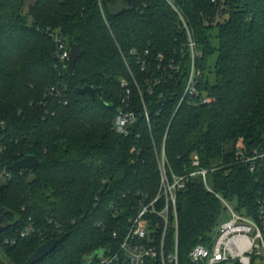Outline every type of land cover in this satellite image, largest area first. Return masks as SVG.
Masks as SVG:
<instances>
[{
  "label": "trees",
  "instance_id": "trees-1",
  "mask_svg": "<svg viewBox=\"0 0 264 264\" xmlns=\"http://www.w3.org/2000/svg\"><path fill=\"white\" fill-rule=\"evenodd\" d=\"M52 33L85 51L74 76ZM86 85L102 98L80 94ZM121 112L136 117L127 134L116 130ZM240 149L264 152V0H0V176H12L0 180V264H25L52 239L37 264L117 251L129 219L158 194L163 153L169 174L188 176L177 208L189 264L223 212L191 173L209 170L213 190L256 211L262 182L237 164ZM29 155L40 165L16 172ZM174 242L171 227L168 250Z\"/></svg>",
  "mask_w": 264,
  "mask_h": 264
},
{
  "label": "built area",
  "instance_id": "built-area-1",
  "mask_svg": "<svg viewBox=\"0 0 264 264\" xmlns=\"http://www.w3.org/2000/svg\"><path fill=\"white\" fill-rule=\"evenodd\" d=\"M51 36L57 43L59 62L67 67L70 48L66 45L62 34L52 33ZM192 82L191 75L188 90L193 94L195 89L191 87ZM49 94L60 97L54 87L50 89ZM64 104H67V101H64ZM54 114L49 109L46 110V116ZM135 121L136 117L133 113L121 112L116 121L117 132L127 134L128 128ZM237 164L247 166L249 171L259 176L262 182L254 214L246 209L238 211L232 209L227 199L213 190L209 184V170L199 168L189 175H200L206 189L220 200L223 209L230 214V219L220 225L209 246L198 244L192 248L189 253V264H264V152L251 156L240 149L237 153ZM193 167H200L198 156L193 159ZM231 167L228 166L226 169L230 172ZM216 170L213 169L211 172ZM160 174L161 181L157 196L150 202L145 201L140 204L136 216L129 219L127 232L119 242L118 250L107 248L96 264H148L152 261L159 264H181L177 194L185 187L188 176L169 174L164 153ZM3 176L5 180L12 177L7 171ZM171 227L175 229V242L172 249L168 250L167 235ZM32 232L34 229L29 226L21 235L25 237ZM118 236V233L114 234V237ZM8 242L7 240L6 243Z\"/></svg>",
  "mask_w": 264,
  "mask_h": 264
},
{
  "label": "water",
  "instance_id": "water-1",
  "mask_svg": "<svg viewBox=\"0 0 264 264\" xmlns=\"http://www.w3.org/2000/svg\"><path fill=\"white\" fill-rule=\"evenodd\" d=\"M128 5L131 6L133 4V0H126ZM85 53L78 45H72L70 48V56L68 60V64L66 67V71L70 76H74L76 73V62L78 58H80ZM80 94H88L91 98H95L96 93H99L102 98L101 89H95L92 86H83L78 89ZM40 165V161L33 155H29L13 164V168L16 172L21 171L22 169L31 170L34 167H38ZM108 187V183H106L104 189L101 194L103 195ZM5 215L6 210L4 208H0V233L6 228L3 226L5 223ZM57 246V240L52 239L47 243L38 247L35 252L31 255V257L25 262V264H37L42 261L46 256L53 252V250ZM106 249L99 250L92 254L88 259H83L84 264H96L97 261L105 254Z\"/></svg>",
  "mask_w": 264,
  "mask_h": 264
},
{
  "label": "rangeland",
  "instance_id": "rangeland-1",
  "mask_svg": "<svg viewBox=\"0 0 264 264\" xmlns=\"http://www.w3.org/2000/svg\"><path fill=\"white\" fill-rule=\"evenodd\" d=\"M0 180L2 182L5 181L3 174H1ZM227 201H228V203H229V205H230V207L232 209H234L235 211L239 210V204H238V200L236 198L233 199V200H227ZM229 219H230V214L228 213L227 210L223 209V212H222V215H221V218H220V224H222L223 222L228 221Z\"/></svg>",
  "mask_w": 264,
  "mask_h": 264
}]
</instances>
